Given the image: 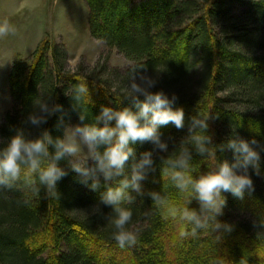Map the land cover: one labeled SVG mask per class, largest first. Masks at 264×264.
<instances>
[{"label":"trees","instance_id":"trees-1","mask_svg":"<svg viewBox=\"0 0 264 264\" xmlns=\"http://www.w3.org/2000/svg\"><path fill=\"white\" fill-rule=\"evenodd\" d=\"M89 8L91 36L110 50H116L132 63L126 71L113 69L108 59L84 74L66 69L69 55L62 45L46 41L35 53L33 62H16L9 76L12 109L0 123V141L6 142L17 127L32 136L43 128L62 135L55 124L56 114L47 124L36 128L28 123L33 99L38 94L52 95L70 113V123H80L71 110L72 86L87 81L94 103L85 111V122H92L102 104L117 106L133 69L146 67L158 83L153 91L163 89L179 96L178 106L185 110V127L162 126L165 138L177 142L187 135L190 118L197 112L214 117L209 131L214 143H226L231 134L255 136L264 144V3L253 0H85ZM51 56V60L50 57ZM144 69H141L143 71ZM130 104L123 100L119 106ZM258 128L259 131L255 129ZM2 146V144H0ZM137 155L152 146L137 144ZM175 147L169 143V151ZM178 151V148L176 149ZM218 158L231 159L226 150ZM261 176L253 174L255 192L244 199L225 193L227 207L221 220L232 222L234 231L223 243L215 244L209 233L181 238L180 227L164 220L145 196L131 206L129 227L138 229V242L121 249L112 237L113 227L107 216L110 207L101 205L98 191L77 182L74 172L58 182L59 199L46 197L19 187L0 191V264H215L221 256L249 264L264 259V226L253 221L264 219V152ZM201 164L194 176L208 170ZM131 161H129V164ZM157 163L159 160L157 158ZM62 166L64 162H62ZM251 171V170H250ZM150 177L146 189H175L160 178ZM190 207L198 208L193 200ZM240 216V217H239ZM238 218V220H236ZM86 238V240H85ZM256 248V250H255ZM114 253H120L117 261ZM261 254L255 256V254ZM259 258V259H258Z\"/></svg>","mask_w":264,"mask_h":264},{"label":"clouds","instance_id":"clouds-1","mask_svg":"<svg viewBox=\"0 0 264 264\" xmlns=\"http://www.w3.org/2000/svg\"><path fill=\"white\" fill-rule=\"evenodd\" d=\"M15 30L7 19L0 22V36ZM157 83L158 78L149 75L146 67L133 69L123 95L115 102L117 106H112L111 100L102 104L92 122H85V108L94 103L89 83L73 85L65 95L71 98V110L78 113L80 123L76 124L70 123L69 110L55 102L52 95L38 94L26 123L40 128L59 114L55 127L62 129V135L54 136L52 130L43 128L32 136L24 127H17L6 142L0 141V191L22 186L37 194L43 189L46 197L59 199L58 182L71 171L77 182L90 190L103 187L91 211L101 213V205L110 207L107 220L121 249L138 242L139 230L129 227L131 206L138 197L145 196L162 219L179 225L181 238L209 233L215 244L223 243L235 228L232 222L220 219L228 204L225 193L242 200L246 193L255 192L253 174L262 175L264 144L255 136L249 139L239 133L231 134L226 143H214L210 121L218 117L211 112L193 115L187 135L178 142L172 136L165 138L162 126L185 127V110L178 106L175 92L170 95L163 89L153 91ZM123 100L130 104L119 106ZM146 142L152 147L137 155L135 146ZM170 142L175 145L171 152ZM226 150L231 151L232 158L219 159L217 154ZM197 156L207 163L208 170L194 176L203 164L198 165ZM157 170L163 182L175 189V195L162 189H146L150 177L157 182ZM193 200L198 208L190 207ZM253 224L264 226V219L254 220ZM215 264H249V260L244 255L238 262L221 256Z\"/></svg>","mask_w":264,"mask_h":264},{"label":"rangeland","instance_id":"rangeland-1","mask_svg":"<svg viewBox=\"0 0 264 264\" xmlns=\"http://www.w3.org/2000/svg\"><path fill=\"white\" fill-rule=\"evenodd\" d=\"M88 18L85 0H0V22L7 19L16 29L0 36V123L13 107L9 90L13 65L19 61L33 62L36 51L46 41L66 48V69L71 72L82 70L89 74L97 63L103 64L107 59L111 68L120 71L132 66L124 55L108 50L91 36ZM113 256L117 261L121 257L120 253ZM258 262L264 264V259Z\"/></svg>","mask_w":264,"mask_h":264}]
</instances>
